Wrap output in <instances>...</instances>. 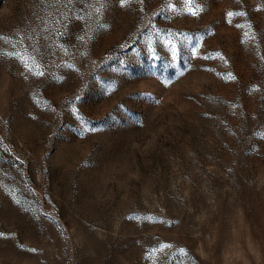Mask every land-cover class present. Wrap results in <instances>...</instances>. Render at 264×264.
<instances>
[{"label":"rangeland","instance_id":"obj_1","mask_svg":"<svg viewBox=\"0 0 264 264\" xmlns=\"http://www.w3.org/2000/svg\"><path fill=\"white\" fill-rule=\"evenodd\" d=\"M0 264H264V0H0Z\"/></svg>","mask_w":264,"mask_h":264},{"label":"snow or ice","instance_id":"obj_2","mask_svg":"<svg viewBox=\"0 0 264 264\" xmlns=\"http://www.w3.org/2000/svg\"><path fill=\"white\" fill-rule=\"evenodd\" d=\"M121 2L122 3H127L128 2V0H121ZM188 2L189 3H192V0H188ZM191 10V9H190ZM193 11V14H195V11L194 10H192ZM242 14V13H241ZM229 15H232V13H229Z\"/></svg>","mask_w":264,"mask_h":264}]
</instances>
